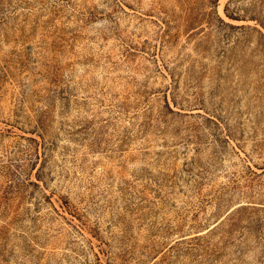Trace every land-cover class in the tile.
I'll return each instance as SVG.
<instances>
[{
	"label": "rangeland",
	"instance_id": "rangeland-1",
	"mask_svg": "<svg viewBox=\"0 0 264 264\" xmlns=\"http://www.w3.org/2000/svg\"><path fill=\"white\" fill-rule=\"evenodd\" d=\"M0 264H264V0H0Z\"/></svg>",
	"mask_w": 264,
	"mask_h": 264
}]
</instances>
